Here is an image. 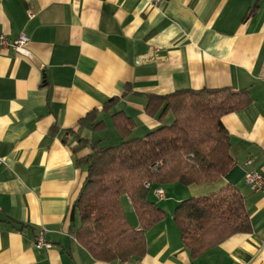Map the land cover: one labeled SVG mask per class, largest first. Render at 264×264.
<instances>
[{"label": "crops", "instance_id": "crops-1", "mask_svg": "<svg viewBox=\"0 0 264 264\" xmlns=\"http://www.w3.org/2000/svg\"><path fill=\"white\" fill-rule=\"evenodd\" d=\"M1 33L29 40L28 55L0 53V264H264V189L244 181L264 173V0H0ZM202 88L250 96L221 118L233 166L218 181L157 186L162 197L151 189L166 216L146 231L143 256L95 259L69 230L90 151L74 152L78 139L116 145L118 111L145 135L163 121L146 115L147 95ZM224 184L242 195L251 229L192 258L174 208ZM38 235L51 246L36 248Z\"/></svg>", "mask_w": 264, "mask_h": 264}, {"label": "trees", "instance_id": "trees-1", "mask_svg": "<svg viewBox=\"0 0 264 264\" xmlns=\"http://www.w3.org/2000/svg\"><path fill=\"white\" fill-rule=\"evenodd\" d=\"M146 98V115L162 121L170 113L172 122L131 137L132 120L118 111L111 117L121 135L120 143L102 146L79 138L73 148L74 152L83 148L90 151L78 160L86 165L87 175L72 207L79 215V226L69 230L98 260L143 256L146 231L166 216L150 200L151 189L144 187L145 181L151 187L170 183L188 186L218 181L229 172L234 161L221 118L250 104L247 91L230 88L183 89ZM115 103L112 98L106 109ZM157 160L162 166L152 172L150 165ZM127 197L139 230L127 218ZM172 218L192 258L234 233L251 229L243 197L230 184L180 201Z\"/></svg>", "mask_w": 264, "mask_h": 264}, {"label": "built area", "instance_id": "built-area-1", "mask_svg": "<svg viewBox=\"0 0 264 264\" xmlns=\"http://www.w3.org/2000/svg\"><path fill=\"white\" fill-rule=\"evenodd\" d=\"M160 0H154V3H158ZM29 40V37L21 33L14 39H9L5 34H0V53L4 51L7 48H12L15 52L28 55V51L25 48V45L27 41ZM3 158L0 157V165L3 164ZM248 164V162H247ZM162 166V161L157 160L154 163L150 165V169L152 172H156L160 167ZM244 181L245 183L250 187V189L254 191H259L264 189V173L258 171V170H247L244 175ZM144 187L147 189H152L154 194L158 196L164 195V190L161 187H151L150 182L145 181L143 183ZM34 245L36 248H42V247H50L51 243L48 241H45L42 235H38L35 239ZM133 264H142L140 261H135Z\"/></svg>", "mask_w": 264, "mask_h": 264}, {"label": "rangeland", "instance_id": "rangeland-1", "mask_svg": "<svg viewBox=\"0 0 264 264\" xmlns=\"http://www.w3.org/2000/svg\"><path fill=\"white\" fill-rule=\"evenodd\" d=\"M172 119H173V117H172V115L169 113V114H167V116L163 119V121H162V123H166V124H169V123H171L172 122ZM141 135H143V134H141V132L138 130V128L137 129H135L133 132H132V135H131V137H140ZM120 142V141H119ZM119 142H112L113 144H117V143H119ZM124 208H125V210H127V209H129L128 208V206L124 203ZM130 216V215H129ZM128 216V217H129ZM131 219H133V215L132 216H130V220Z\"/></svg>", "mask_w": 264, "mask_h": 264}]
</instances>
